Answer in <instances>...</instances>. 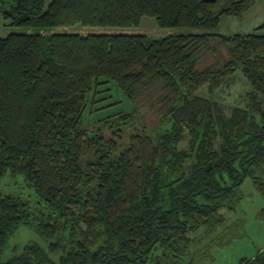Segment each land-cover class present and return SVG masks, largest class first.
Wrapping results in <instances>:
<instances>
[{"label": "trees", "instance_id": "1", "mask_svg": "<svg viewBox=\"0 0 264 264\" xmlns=\"http://www.w3.org/2000/svg\"><path fill=\"white\" fill-rule=\"evenodd\" d=\"M255 1L0 0V17L23 28L0 37V177L21 176L38 204L0 192V264H183L189 234L220 226L245 178L264 197V21L217 31ZM143 16L183 31L45 34ZM237 70L250 90L226 117L211 96ZM108 81L132 107L91 125L88 97ZM20 226L46 249L27 241L2 257ZM239 264H264V248Z\"/></svg>", "mask_w": 264, "mask_h": 264}, {"label": "rangeland", "instance_id": "2", "mask_svg": "<svg viewBox=\"0 0 264 264\" xmlns=\"http://www.w3.org/2000/svg\"><path fill=\"white\" fill-rule=\"evenodd\" d=\"M262 21H264V0H256L241 19L231 16L222 18L217 31L223 34L249 33ZM22 30V27L11 26L8 21L0 17V37L10 32ZM181 31L183 29L179 27H159L154 17L143 16L139 25L134 27H59L45 32V34L63 32L83 35L88 33H128L143 34L148 38H157ZM98 88L99 91L97 93H92L88 97L86 118L91 125L102 117L131 109L130 101L114 81L99 84ZM249 90L250 86L247 80L237 70L226 79L221 87L215 90L211 99L218 104L222 113L227 117L234 107L245 106V97ZM198 94L205 97L208 96L205 87L199 90ZM94 99L96 101L92 103ZM155 121L154 116H145V123L149 130H154L153 124ZM138 123L137 120L132 121L130 128L138 127ZM104 131L108 132L107 129H104ZM189 138L188 130H183V138L177 144V147L179 149L187 148ZM220 143L221 137L215 134L212 148L217 150ZM0 192L18 195L22 199L28 200L32 211L38 205L34 192L25 185L19 175L11 177L5 174L1 176ZM239 193L241 198L235 210L229 211L226 208L219 210L225 217V221L220 226L208 230L205 227H201L198 231L189 234L193 242L183 264H188L189 261L191 264H239L241 258H250L260 248H264V197L257 191L249 177L245 178L240 185ZM27 241H34L46 249V243L42 242L33 231L20 226L7 240L1 256L8 255L14 247L21 248ZM50 257L57 261V255L50 254Z\"/></svg>", "mask_w": 264, "mask_h": 264}, {"label": "water", "instance_id": "3", "mask_svg": "<svg viewBox=\"0 0 264 264\" xmlns=\"http://www.w3.org/2000/svg\"><path fill=\"white\" fill-rule=\"evenodd\" d=\"M203 1H205V2H209V3H213V2H215L216 0H203Z\"/></svg>", "mask_w": 264, "mask_h": 264}]
</instances>
